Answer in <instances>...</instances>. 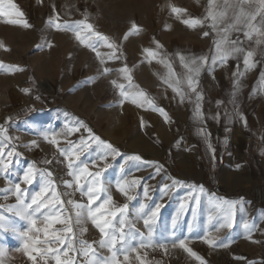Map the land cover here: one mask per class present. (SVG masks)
<instances>
[{
	"label": "crops",
	"instance_id": "0c3cea01",
	"mask_svg": "<svg viewBox=\"0 0 264 264\" xmlns=\"http://www.w3.org/2000/svg\"><path fill=\"white\" fill-rule=\"evenodd\" d=\"M184 30L187 35L184 43L176 38L165 40L167 43L164 42L163 49L159 50L172 60V67L177 76H181L186 70L183 69L178 57L173 58V54L179 52L185 56L206 55L210 58L212 54L210 49L213 48L211 37L202 36L194 39L190 29ZM128 31L129 28H126V33ZM141 31L143 35L150 36L148 25H144ZM169 33L167 30L159 31L157 40L161 42L163 37L170 35ZM237 36L247 50L254 51L252 60L256 66L245 72L239 95L234 103L231 102L234 99L233 72L237 70V65L240 71H244L242 58L239 61L230 58L224 65L218 62L214 68L206 66L198 77V91H201L204 97L201 104L206 116L205 130L211 134V142L216 149L214 158L203 138L198 134L201 125L193 118L194 95L191 103L188 99L181 103L179 96L163 84L161 76L166 75L168 69L158 63L159 56L149 62L143 52L144 48L154 46L149 43V39L143 41L140 46L128 44L120 61L110 60L109 67L118 69L126 63L132 71L133 83L148 93L150 98L155 99L157 105L167 112L169 120L166 121L160 112L153 111L146 104L143 108L131 101H125L121 105L118 90L110 82L115 79L127 86V81L115 70L107 77L100 75L99 81L95 83L97 95L94 97V110L89 117L94 131L100 134L102 140L112 144L114 140L124 139L127 150L133 155L142 157L143 162L131 161V164L147 165L158 162L162 166L159 174L153 172L147 175L145 187L148 188V197H157L155 201L157 204H165L170 200V209L175 217L178 215L181 203L185 205L178 222L181 228L194 225L191 232L194 235L191 238L192 243L202 247L197 248L196 251L204 250V253L200 252L203 260L213 258L215 255L218 260L223 261H251L254 264H264V83L260 80V74L264 72V52H261L254 42L249 46L242 32L233 33L231 38L236 39ZM218 101L221 102L219 105ZM237 112L242 113L246 118V125L235 116ZM217 113H219L217 119H212L211 117ZM225 113L235 118L229 120ZM226 128L229 131L226 132ZM23 131L25 126L12 128L8 133L13 138H21L24 137ZM226 136L227 145L223 143ZM64 146L66 145H61ZM26 149L33 163L35 162L33 156L39 153V149L45 153L46 158L52 159L54 153L57 155L55 146L47 141L45 147L39 146L38 149L33 146ZM97 150L98 146L87 158L95 159ZM109 157L111 156L107 157L106 163ZM14 162L24 168L30 164V161L27 163V161L15 160ZM98 163L101 167L104 166V162L98 161ZM121 164L123 162L118 163L112 172L105 173L102 177L109 184V194L113 196L116 204L127 201V198L117 190V182L121 179L142 178L144 175V173L120 172ZM172 179L183 183L170 187L165 195L164 185H171ZM37 181L36 187L31 188L30 195L39 190L41 183L39 177ZM200 186H203V192L199 190ZM133 193L134 191L129 194ZM195 197H199L198 203ZM210 197L237 201L233 209L234 226L231 229L225 227L217 233L208 224V215L216 214L209 204ZM240 198H243L242 205ZM102 199L103 194L97 204L102 202ZM141 202L142 198L136 200L132 206V213ZM13 219L21 229L27 227L26 221L16 217ZM253 221L256 222V227L249 233L243 225L251 224ZM85 226L87 232L80 238L89 242L98 241L100 239L98 229L90 221ZM55 227L60 228L61 225L57 224ZM206 229L218 238L216 249L214 245L205 242L203 237ZM77 234L79 235L78 230ZM40 235L42 236V233ZM222 244H226L227 247L221 246ZM231 245H235L237 249H231ZM0 246L8 250L9 259L5 264H32L27 256L16 251L21 246V240L10 231L0 230ZM97 250L102 255L108 254L106 250ZM231 250L234 252L231 253ZM147 251V248L140 249L141 256L146 252L145 258H149ZM120 259L123 260V257L121 256ZM137 262L133 253L130 264ZM41 264L44 262L41 261ZM50 264H55V261L51 260ZM75 264H83V257L76 256Z\"/></svg>",
	"mask_w": 264,
	"mask_h": 264
},
{
	"label": "snow or ice",
	"instance_id": "6c2138e0",
	"mask_svg": "<svg viewBox=\"0 0 264 264\" xmlns=\"http://www.w3.org/2000/svg\"><path fill=\"white\" fill-rule=\"evenodd\" d=\"M168 8L178 21L189 28L208 25L211 31H204L202 35L205 38H212L213 48L210 49L212 53L210 58L206 55L185 56L179 52L173 54V58L178 57L183 69L186 70L181 76H177L172 67V60L167 54L159 51L163 49V45L158 40H154V46L144 48L143 52L146 54L149 62L158 56L160 57L158 63L168 69V73L161 76V80L163 84L172 89L173 93L179 96L181 103L185 99H188L191 103L192 96L194 95L193 118L201 125L198 129V134L201 135L208 151L214 158L216 149L211 142V134L205 130L206 116L201 104L204 97L203 93L198 91V77L206 66L214 68L218 62L224 65L230 58L237 61L242 58L244 71H240L239 65H237V70L233 72L232 96L234 99L231 102L234 103L235 98L239 95L245 72L255 68L256 63L252 60L254 51L247 50L239 39V36L236 39H232L231 37L233 33L239 34L242 32L249 42V46L254 42L256 47L261 52H264V0H222L220 5H217L216 0H208L207 15L203 18L191 17L182 19L181 14L186 13L187 9L171 3L168 4ZM23 15V12L19 10L17 5L12 3V0H0V16L8 17L6 23L22 25L26 28L31 27L26 20L11 18L13 16L23 17ZM47 24L56 30L72 32L74 38L80 44L90 48L96 54L101 66L105 64V59L101 52L98 51V46H106L111 50L107 53L108 60L120 61L123 55L120 44L107 35L96 31L94 25L88 22L87 15L78 21L61 22L60 15L57 13L55 16L49 17ZM165 27L170 28L171 26L165 25ZM139 31V26L133 21L123 39L126 40L130 35L138 34ZM47 46L51 48L53 44L49 41ZM37 47H40V45H37ZM0 48L8 50L2 41H0ZM118 52L120 53L119 55L117 54ZM2 67L5 66L0 62V68ZM10 67H14L16 71H24L19 66ZM113 70L121 73L123 79L127 81V86L125 83H119L115 79L110 82L118 90L121 105L125 101H131V103L143 108L146 104L153 111L160 112L166 121L169 120L167 112L157 105L155 99L150 98L148 93L139 89V86L133 83L132 71L126 63L118 69L102 67L98 69V75L102 76ZM89 80L90 82H94L95 77H91ZM260 80L264 83V72H261ZM21 91L28 94L31 89L26 87L21 89ZM36 99L39 100L40 97L37 96ZM220 103V101L217 102L218 105ZM68 115V113H65V116ZM218 115L219 113L211 118L215 120ZM225 115L229 120L235 118L229 116L227 113ZM235 116L246 125L247 121L242 113L237 112ZM8 119L10 120L11 117ZM76 125H65L63 135L66 139V146L64 147L60 146L57 139L60 134L55 131L47 129L39 133L45 141L55 146L57 156L53 157V159H45L43 163L46 167L44 168H37L34 163L29 164L19 178L23 184L31 185L37 176H39L41 183L38 191L33 192L29 196L27 189L22 188L21 182H12L10 187L3 190L5 199L9 195L15 196V203L0 204V230L10 231L12 234L18 236L21 240V246L16 251L22 252L27 256L32 264H41V261L44 264H50L51 260H54L55 264H75L76 256L83 257V264H130V258L133 253L139 264H150L145 259L147 253L145 252L144 256H141L140 249L159 247L167 252V243H171L172 248L179 246L191 256L200 260V264H205L203 259L188 247L186 243L188 238L177 236V222L179 215L185 209V205L181 203L177 217H174L172 220V239L167 242H157L154 224L163 205L155 204L153 206L142 202L135 209L134 213L130 214L128 203L122 205L116 204L113 196L109 194V184L102 177L104 171L107 169V157L120 155L119 149L110 142L96 136L92 129L87 127L82 120L77 119ZM81 128H84L89 133V137L98 146L97 157L90 161L92 167L97 169L95 171L90 170L89 163L81 159L84 149L90 147V145L86 144L83 138L79 144L67 140L68 136L79 132ZM6 131L3 126H0V171H3L5 175L10 172L11 165L14 162L11 158L20 155L16 150L15 144L11 142L12 138L6 134ZM227 131L229 129L226 128ZM223 143L225 145L228 144L227 136ZM33 146H39L36 140H32L28 145V147ZM5 157L8 159H5ZM59 157H63L59 162H66L67 175L72 178L65 179L62 183L67 188L72 189L73 193L78 191L83 197H87L86 203L69 199L67 204L71 206L73 211L68 215L64 214L67 211L64 207L65 201L57 190V182L53 178L54 172L50 167H47L56 162ZM128 160L143 162L142 157L139 155L130 156ZM98 161L104 162V166L101 167ZM151 163L155 166V173L159 174L162 171V166L158 162ZM136 166L138 167L139 165ZM121 171H124L123 167ZM141 179H121L117 182L116 188L127 200H134L135 196L129 193L137 189L141 183ZM182 183L181 181L172 179L171 185H164L165 195L170 187ZM199 190L203 192V186H200ZM101 194H103L102 202L97 204V201L101 200ZM144 195L145 197L148 196L147 187L144 188ZM194 199H196L197 203L199 202V197H195ZM240 202L242 205L243 198H240ZM236 203L237 201L226 198H209V204L216 214L210 213L208 215V224L215 232L218 233L225 227L231 229L234 226L233 209ZM193 213L195 215V210H193ZM13 217L26 221L27 227L21 229ZM141 220L146 231H141L136 227V222ZM89 221L99 231L100 239L98 241L89 242L86 239L80 238L87 232L85 225ZM57 224L61 225V227L56 228L55 225ZM193 227L194 225H189L190 232ZM243 227L247 232L251 233L256 227V222L253 221L251 224L245 223ZM77 230L79 235L77 234ZM41 233L42 236L40 235ZM203 238L209 245H215L218 242V238L213 236L212 232L207 229ZM221 246L227 247L226 244H222ZM97 249L106 250L108 254L102 255ZM70 253L76 255L70 256ZM121 256L123 260L120 259ZM7 259H9L8 250L0 246V264H5ZM156 264H160V262L157 261Z\"/></svg>",
	"mask_w": 264,
	"mask_h": 264
},
{
	"label": "rangeland",
	"instance_id": "374dc122",
	"mask_svg": "<svg viewBox=\"0 0 264 264\" xmlns=\"http://www.w3.org/2000/svg\"><path fill=\"white\" fill-rule=\"evenodd\" d=\"M12 3L16 4L24 15L23 17L13 16L11 18L26 20L31 27L26 28L22 25L6 23L8 17L0 16V41L8 49L6 51L4 48H0V62L5 66L0 68V126L7 130L6 134L12 138L11 142L15 144L17 152L20 153L19 156L11 159L18 162L27 161V163L30 161V164L33 162L26 148L32 140H36L39 146L45 147L46 141L39 134L44 130L51 129L60 134L57 137L60 146L66 145V139L63 135L65 125L77 126L76 121L78 119L82 120L96 136L100 137V134L94 131L89 116L94 110V97L97 95L94 85L100 78L98 69L110 65V60L107 59V53L110 49L106 46H98V51L105 59V64L101 66L96 54L90 48L80 44L72 32L49 27L47 24L49 17L59 13L61 22H72L81 20L87 15L88 22L94 25L96 31L107 35L120 44L122 53L128 44L140 46L147 39H149L150 44H154V40L158 39L161 30L170 32V35L162 38L161 44L174 38L184 43L183 41L187 36L184 29H190L194 39L201 38L204 31H211L207 24L197 28L187 27L178 21L168 8V4L171 3L187 9L186 13L181 14L182 19L203 18L207 15L208 0H12ZM216 3L220 5L222 0H216ZM133 21L139 26L140 31L138 34L130 35L125 40L123 37L126 28H130ZM144 25H148L150 28L149 37L143 35L141 31ZM165 25L171 27L166 28ZM49 41L53 44L51 48L47 46ZM10 66H19L24 71H16L14 67ZM110 73L102 76L107 77ZM91 77H95L94 82H90L89 78ZM26 87L31 89L28 94L21 91ZM37 96L40 97L39 100L36 99ZM65 113L69 115L65 116ZM9 117H11L10 120ZM20 126H25L24 137L13 138L8 131ZM82 138L90 147L84 149L81 159L89 163L90 170L95 171L97 169L92 167L90 163L92 159H88L87 156L94 151L97 144L89 137V133L81 128L79 132L68 136L67 140L79 144ZM112 144L119 149L120 155L108 158L107 169L103 174L112 172L120 162H123L119 166L120 172H122L121 168L123 167V172L144 173L140 185L132 194L135 199L127 200L120 205L128 203L131 214L132 206L136 200L141 198L144 203L149 201L147 203L153 206L157 204L155 202L157 197H148L149 195L143 197L147 175L155 172V166L153 164H131L128 157L133 154L127 150L124 139L114 140ZM38 152L36 156H33L34 164L37 168H44L46 166L43 161L49 158H46L41 149ZM56 156L54 153V157ZM5 159L8 158L5 157ZM62 159L59 157L56 162L47 167H50L55 174L53 178L57 182V190L65 201L64 207L67 211L64 214L68 215L72 212L71 206L67 204L69 199L86 203L87 197H83L78 191L73 193L72 189L67 188L62 183L65 179H72L67 175L66 162H59ZM26 168L13 162L7 175L0 171V204L15 203L14 195H9L5 199L3 192L4 189L10 187L12 182H21L22 188H26L30 196V190L36 187L39 176L33 184H23L19 178ZM162 205L154 224L157 242H167L172 239V220L175 217L170 209V200ZM136 224V227L141 231H146L142 220ZM191 232L189 228H181L177 222V236L180 238L187 237L188 247L200 257L202 250H196L202 247L192 243L191 238L194 235ZM216 246L217 244L214 245L215 249ZM232 248L237 249L235 245H231ZM147 249L149 258L145 259L150 264H156L157 261L160 264H200V260L179 246L172 248L171 243H167V252L159 247ZM202 252L204 253V250ZM232 252L234 251L231 250ZM203 261L205 264H254L251 261L218 260L215 255L213 258Z\"/></svg>",
	"mask_w": 264,
	"mask_h": 264
},
{
	"label": "bare ground",
	"instance_id": "6f19581e",
	"mask_svg": "<svg viewBox=\"0 0 264 264\" xmlns=\"http://www.w3.org/2000/svg\"><path fill=\"white\" fill-rule=\"evenodd\" d=\"M55 175V174H54ZM58 180V178H56ZM59 181V180H58Z\"/></svg>",
	"mask_w": 264,
	"mask_h": 264
}]
</instances>
